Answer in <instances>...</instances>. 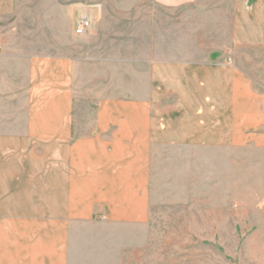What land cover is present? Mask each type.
<instances>
[{"label":"rangeland","instance_id":"obj_1","mask_svg":"<svg viewBox=\"0 0 264 264\" xmlns=\"http://www.w3.org/2000/svg\"><path fill=\"white\" fill-rule=\"evenodd\" d=\"M150 1L74 0V7L101 6L84 34L76 32L77 24L69 33L53 15L43 24L1 18L0 130L20 125L29 89L25 66L34 54L61 52L74 58L79 126H86L87 112L100 102L151 97L160 111L182 107L192 114L198 108L215 118L220 111L215 96L224 89L214 65L221 62L264 95V22L246 21L245 9L238 6L243 0H196L174 8ZM202 64L205 71L190 77V70ZM177 66L188 69L189 77L182 80L170 71ZM199 97L206 102L194 101ZM211 130L205 146L192 138L187 144L159 145L152 186L157 229L99 225L96 243L120 240L128 246V261L133 257L136 264H264V148L215 147ZM140 239L141 253H131Z\"/></svg>","mask_w":264,"mask_h":264},{"label":"crops","instance_id":"obj_2","mask_svg":"<svg viewBox=\"0 0 264 264\" xmlns=\"http://www.w3.org/2000/svg\"><path fill=\"white\" fill-rule=\"evenodd\" d=\"M195 1L150 2L174 8ZM96 4L0 0V19L43 24L53 15L73 33L80 17L96 21L101 8ZM238 6L245 9L247 22H264V0H243ZM62 54L29 56L20 125L0 130V264H136L133 257L128 261V246L120 240L112 239L109 246L96 243L95 227L157 229L152 186L160 144H187L192 138L205 146L207 130L214 128L215 147L264 148V95L242 82L230 64L214 65L224 89L215 96L220 110L215 118L198 108L192 114L182 107L160 111L151 97L100 102L87 112L86 126H79L74 120L75 61ZM177 67L170 71L180 79L189 77L188 69ZM194 67L199 69L190 70L192 78L206 65ZM194 101L206 102V97ZM224 139L230 142L220 143ZM141 241L129 251L141 253Z\"/></svg>","mask_w":264,"mask_h":264},{"label":"built area","instance_id":"obj_3","mask_svg":"<svg viewBox=\"0 0 264 264\" xmlns=\"http://www.w3.org/2000/svg\"><path fill=\"white\" fill-rule=\"evenodd\" d=\"M91 19L86 17V16H82L77 20V29L76 32L78 34H84L86 33L90 27H91Z\"/></svg>","mask_w":264,"mask_h":264}]
</instances>
